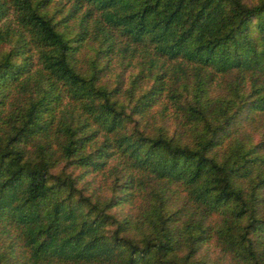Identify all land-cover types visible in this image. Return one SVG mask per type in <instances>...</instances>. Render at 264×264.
I'll return each instance as SVG.
<instances>
[{"label":"trees","instance_id":"trees-1","mask_svg":"<svg viewBox=\"0 0 264 264\" xmlns=\"http://www.w3.org/2000/svg\"><path fill=\"white\" fill-rule=\"evenodd\" d=\"M0 264H264V0H0Z\"/></svg>","mask_w":264,"mask_h":264}]
</instances>
